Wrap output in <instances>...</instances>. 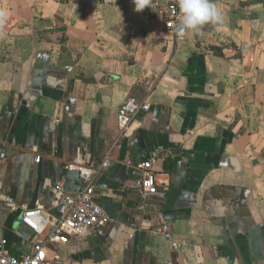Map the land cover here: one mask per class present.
Here are the masks:
<instances>
[{"label":"crops","instance_id":"crops-1","mask_svg":"<svg viewBox=\"0 0 264 264\" xmlns=\"http://www.w3.org/2000/svg\"><path fill=\"white\" fill-rule=\"evenodd\" d=\"M220 26L177 37L166 5L0 0V241L32 255L23 207L52 211L95 169L109 215L50 255L66 264H264V0H214ZM150 104L127 134L118 111ZM40 159V161H37ZM153 159L158 193L141 199ZM166 223L174 240L153 230Z\"/></svg>","mask_w":264,"mask_h":264},{"label":"built area","instance_id":"built-area-1","mask_svg":"<svg viewBox=\"0 0 264 264\" xmlns=\"http://www.w3.org/2000/svg\"><path fill=\"white\" fill-rule=\"evenodd\" d=\"M163 5H166V29L175 31L179 13L177 0H151L150 8L158 10ZM149 110V103H140L135 99L122 105L118 111V119L124 134H127L137 117ZM154 164L155 161L150 159L137 167L138 193L143 200L158 193L159 182ZM66 169L68 172L78 174L81 183L79 191L72 194L65 193L64 181L61 180L56 184L61 197L54 210L45 211L25 206L20 215L21 223L37 236L47 233L45 242L37 243L32 255L17 257L10 253L8 242L2 240L0 241V264H66L61 259L50 255L48 245L54 247L66 245L70 239L83 236L89 229L100 228L109 223L111 220L109 215L97 202L94 185L95 169L84 163H70ZM153 233L163 235L174 249L182 248V245L174 240L168 224L162 223L153 230Z\"/></svg>","mask_w":264,"mask_h":264},{"label":"clouds","instance_id":"clouds-1","mask_svg":"<svg viewBox=\"0 0 264 264\" xmlns=\"http://www.w3.org/2000/svg\"><path fill=\"white\" fill-rule=\"evenodd\" d=\"M138 13L150 8L151 0H132ZM178 24L177 37H184L187 33L201 34L206 25L220 26L224 16L214 0H177Z\"/></svg>","mask_w":264,"mask_h":264}]
</instances>
